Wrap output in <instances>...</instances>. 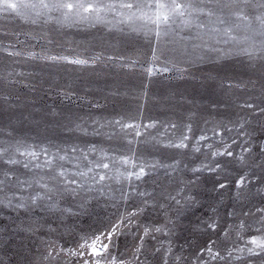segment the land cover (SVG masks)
Masks as SVG:
<instances>
[{
    "label": "snow or ice",
    "instance_id": "snow-or-ice-1",
    "mask_svg": "<svg viewBox=\"0 0 264 264\" xmlns=\"http://www.w3.org/2000/svg\"><path fill=\"white\" fill-rule=\"evenodd\" d=\"M0 264H264V0H0Z\"/></svg>",
    "mask_w": 264,
    "mask_h": 264
}]
</instances>
